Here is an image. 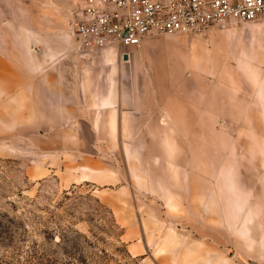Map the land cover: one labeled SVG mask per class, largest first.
Wrapping results in <instances>:
<instances>
[{
  "label": "rangeland",
  "instance_id": "374dc122",
  "mask_svg": "<svg viewBox=\"0 0 264 264\" xmlns=\"http://www.w3.org/2000/svg\"><path fill=\"white\" fill-rule=\"evenodd\" d=\"M80 2L0 0V264H264V17L125 62L76 50ZM114 89L155 109L113 131Z\"/></svg>",
  "mask_w": 264,
  "mask_h": 264
},
{
  "label": "built area",
  "instance_id": "2783aa9c",
  "mask_svg": "<svg viewBox=\"0 0 264 264\" xmlns=\"http://www.w3.org/2000/svg\"><path fill=\"white\" fill-rule=\"evenodd\" d=\"M263 17L264 0H81L73 39L83 55L116 49L123 57L159 34H199Z\"/></svg>",
  "mask_w": 264,
  "mask_h": 264
},
{
  "label": "crops",
  "instance_id": "0c3cea01",
  "mask_svg": "<svg viewBox=\"0 0 264 264\" xmlns=\"http://www.w3.org/2000/svg\"><path fill=\"white\" fill-rule=\"evenodd\" d=\"M141 45L126 48L125 52L128 54V60H124V61L129 62L132 58V53L134 51V48L141 47ZM142 53H144V55H145V47H142ZM261 71L264 72V63L255 62V65H253V72H252V80L253 81L255 80V83L254 82H252V83L254 86V88H253L254 100L258 103V106H261V103L264 104V92L260 91V90H264V84L259 85V81L264 80V77H261L262 76ZM55 83L60 84V85H67L68 84L67 80H59V81H55ZM78 83H80V81ZM170 85H172V82ZM53 91H55V90H53ZM140 91H142V92L149 91V89H140ZM55 93H56L55 99H60V101H62V100L68 101L69 99H72L75 101L76 100H82L81 96L69 98L67 91L66 92H63V91L56 92L55 91ZM95 101H97V105H98L97 107L98 108L108 109L111 112L110 115H111V117H113L112 122H115V123L111 124V126L114 127L113 131H116V132L122 131V129H120L119 125L122 122V121H120V117L123 114L126 117L132 116V117H141L142 118L144 111L155 109V106L152 103L149 105H143V104L138 102L136 97L130 98L129 96H125L122 93H120V91L118 93V91H116L115 89L113 91V94H109L108 96L98 98ZM156 101H157V97H156ZM103 102H106L107 104H102ZM134 110L139 112V113H135ZM255 113L258 116H263L264 115V108L258 107L257 109H255ZM254 253H257V251H254ZM254 264H257V262L256 263L254 262Z\"/></svg>",
  "mask_w": 264,
  "mask_h": 264
},
{
  "label": "trees",
  "instance_id": "16d2710c",
  "mask_svg": "<svg viewBox=\"0 0 264 264\" xmlns=\"http://www.w3.org/2000/svg\"><path fill=\"white\" fill-rule=\"evenodd\" d=\"M33 257H36V256H33ZM30 258H32V256L30 255ZM38 259H37V264H41L42 262H41V260H39V259H41L40 257H37ZM80 260L84 263L85 262V259H83L82 257L80 258ZM30 261V260H29ZM30 263H31V261H30ZM29 263V264H30ZM49 264H59L58 262H56V261H54V260H50L49 261Z\"/></svg>",
  "mask_w": 264,
  "mask_h": 264
},
{
  "label": "water",
  "instance_id": "95a60500",
  "mask_svg": "<svg viewBox=\"0 0 264 264\" xmlns=\"http://www.w3.org/2000/svg\"><path fill=\"white\" fill-rule=\"evenodd\" d=\"M123 59H124V60H128V54H127V53H125V54L123 55Z\"/></svg>",
  "mask_w": 264,
  "mask_h": 264
}]
</instances>
